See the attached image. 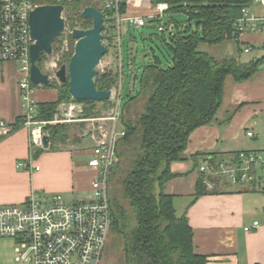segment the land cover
Listing matches in <instances>:
<instances>
[{"label":"trees","instance_id":"trees-1","mask_svg":"<svg viewBox=\"0 0 264 264\" xmlns=\"http://www.w3.org/2000/svg\"><path fill=\"white\" fill-rule=\"evenodd\" d=\"M171 12H185L189 24L174 22L175 31L162 38L166 55L165 64L159 56L153 62L145 64L136 79L140 88L136 94H128L123 104L140 97L144 92L148 99L141 115L136 121L122 118L125 134L124 141L140 133V155L133 169L125 178V194L131 211H127L119 198L110 197L113 215L110 233L122 240L123 264H205L207 255L199 254L194 248L193 227L186 215L179 216L174 206V196L165 193L164 185L177 174L170 167L171 162L185 156V148L190 134L199 126L212 124L220 111L227 77L240 82L250 79L262 68L264 57L244 62L234 57L217 59L213 55L199 50L202 41L211 44L223 43L226 39L238 40L234 36L237 18L245 7H251L255 0H170ZM93 5L90 1H76L66 4L67 23L75 27H91V19L84 18L80 11ZM125 8L122 9V11ZM105 22L106 19H105ZM192 22H195L194 26ZM167 28L168 24L166 25ZM112 30L109 28V31ZM107 27L103 40L107 39ZM63 34V33H62ZM59 35L54 44L62 40ZM72 50L67 60L74 52ZM46 54H42L38 65H42ZM65 62V61H62ZM118 73L112 69L99 73L97 86L111 90L117 84ZM33 86H38L33 84ZM57 89L55 101L39 102V119L52 120L59 104L73 100L68 82L59 84L50 82L45 85ZM100 102L84 100L86 115H96ZM22 118H17L15 127ZM70 125L61 122L49 123L45 131L50 137V150L61 149L70 143L79 142L70 139ZM44 148L37 149L40 154ZM199 155V154H198ZM216 155V156H215ZM211 161L218 159L215 153ZM114 171V168H113ZM200 176L197 196L205 189Z\"/></svg>","mask_w":264,"mask_h":264},{"label":"built area","instance_id":"built-area-1","mask_svg":"<svg viewBox=\"0 0 264 264\" xmlns=\"http://www.w3.org/2000/svg\"><path fill=\"white\" fill-rule=\"evenodd\" d=\"M50 1L0 0V63L20 62L22 71L25 72L19 81L22 110L19 125L29 130L32 154L28 160L19 162L18 166L27 171L39 169L33 164V152L44 148L43 137L47 134V124L85 121L86 136L90 135L94 141L88 165L97 171V175L91 183V195L87 200H75L71 203L60 193L41 194L32 191L23 203L1 205L0 238L13 239L16 244L14 258L17 264H101L113 220L108 180L119 160L116 124L120 113L116 110L109 117L112 121L109 129L102 123L97 126L94 122L104 118L94 117L87 122L83 103L73 99L60 104L52 120L39 119L36 86H33L30 78V50L34 42L30 29V13L37 6L56 4L64 6L63 15L66 16L67 3L90 1L92 6L95 5L104 13L107 32L110 28L121 33L123 20H128L136 27L146 26L152 20L162 21L170 12L172 4L170 0ZM255 3L264 7V0H255ZM123 8L125 10L122 11ZM137 8L145 11L138 12ZM166 29L165 24L159 26L162 32ZM252 31L264 32V14H258L252 7H245L242 16L237 18L233 34L241 36L244 32ZM118 39L120 40L119 37ZM243 50L250 52L252 47L247 45ZM262 67L264 68V61ZM118 94L120 96V91ZM15 124L16 122L0 119V139L9 134ZM245 133L251 138L256 137L253 130L248 129ZM124 134L123 129L120 136ZM200 171L203 173V183L209 190L215 188L214 178L223 177L233 184H249L256 190L264 191V148L242 149L233 156L214 163L204 161ZM259 226L260 221L255 220L253 224L245 225L244 230L251 231Z\"/></svg>","mask_w":264,"mask_h":264},{"label":"crops","instance_id":"crops-1","mask_svg":"<svg viewBox=\"0 0 264 264\" xmlns=\"http://www.w3.org/2000/svg\"><path fill=\"white\" fill-rule=\"evenodd\" d=\"M251 7L258 14H264V7L257 3ZM239 41L241 54H255L248 61L264 56V32H244ZM247 45L252 51L243 50ZM237 59L243 61L240 57ZM19 81L14 91L9 90L0 73V119L11 123L22 117ZM224 93L222 106L228 102L231 113L218 117L219 111L212 124L199 126L190 134L185 156L171 162L170 167L177 175L165 183L164 191L174 196L177 214L188 217L193 227L195 251L208 257L205 264H264V191L249 184H233L220 177L214 178L213 190L203 183L205 189L197 196L203 174L200 166L204 161H211L215 153L222 160L242 149L264 148V68L240 82L227 77ZM35 96L39 102L55 101L57 89L40 85L36 87ZM248 129L254 131L255 138L246 135ZM83 145L79 141L69 148H44L33 156V164L39 169L27 171L18 164L32 154L29 130L21 125L14 126L0 139V206L23 203L32 191L60 193L67 201L87 200L97 171L88 165L92 146L84 148ZM82 153L91 156L81 162L78 156ZM86 173L91 176L88 188L81 183ZM255 220L260 221L258 229L244 230L245 225Z\"/></svg>","mask_w":264,"mask_h":264},{"label":"rangeland","instance_id":"rangeland-1","mask_svg":"<svg viewBox=\"0 0 264 264\" xmlns=\"http://www.w3.org/2000/svg\"><path fill=\"white\" fill-rule=\"evenodd\" d=\"M41 1L44 3L51 2L50 0ZM136 11L144 12L145 10L137 8ZM64 17L66 26L69 29H72L67 23V13ZM188 18V14L183 11H180V13H172L170 11L166 14L162 21L152 20V22L148 23L146 26L136 27L128 20H123L121 23V33H119L118 30H110L107 39L104 40V43L108 48V53L105 54L102 61L97 65V69H99L100 73L111 69L115 73H118L117 84L111 88L113 91L112 98L106 105L98 103L97 108H99L100 113L96 115H86L85 104L83 103L82 105L84 117L87 118V122L89 120L92 121V118L94 117H101L104 119H98V121H95L94 123H97V126L99 123H102L108 129L111 127L112 123L109 117H111L116 110L120 113L116 124V136H119L117 142V154H119V160L114 165V171L108 180L109 197L113 199L116 197L119 198L129 212L131 211V208L129 207L127 198L124 197V180L133 169L135 160L141 154V139L140 133L133 135L130 140L127 141L121 139L123 136L120 135L124 129L122 118L125 117L126 119H131L133 122L136 121L141 115L145 103L147 102V93H142L139 98L128 103L123 110L121 108L124 106L123 104L126 100L129 99L128 94H136L137 90L140 88L136 75L141 73L143 70L142 67L149 62H153L155 56H159L162 59L163 64H165L168 52L165 51L160 35L164 33L166 37H169V35L175 31V24L173 23L178 22L182 23L183 26H186L189 24ZM161 24H168V26H170L165 32H162L159 30V26ZM192 24L194 26L196 25L195 22H192ZM62 35V40L57 45L54 44L53 53L51 55H46V58L43 60L41 65L42 71H45L50 75L51 82L56 81L58 84L60 81L56 76V70L62 64H68L69 60L67 59L72 50L73 44L69 39V35H71L70 33H63ZM119 41L121 45H119ZM63 47L66 48L64 49ZM198 48L199 50L207 52L220 60L224 59V57H240L243 61H248L253 57V55H255L245 52H242L241 54L240 50H238V40L235 38L226 39L223 43L219 44H209L202 41ZM0 73L4 75V86L12 91L16 89L18 81L25 75V72L22 71V64L20 62H4V64L0 66ZM230 82L231 80L228 81L227 89L229 88ZM119 91L120 96L118 94ZM118 101H120L119 110ZM18 103L16 102L17 109L19 107ZM227 104L229 103L225 102L224 106L221 107L222 109L220 110L218 117H225L227 114L231 113V108H229ZM66 124L71 127L69 132L70 139L78 138L79 141L84 143V148L93 146L94 141H92L91 136H86L85 121H71ZM262 142L264 145V137L262 138ZM70 144L64 146V148H69ZM90 156V154L88 155L87 153H82L78 156V159L81 162H85L90 158ZM81 176L82 175H80V177ZM90 179L91 176L89 173H86V176L81 177V183L85 185V188H88ZM72 201L75 200L68 199V202L72 203ZM107 240L101 264H123L124 254L122 253V240H120L119 237L112 232L109 234ZM15 245L16 244L11 238H0V264H17L14 258Z\"/></svg>","mask_w":264,"mask_h":264},{"label":"water","instance_id":"water-1","mask_svg":"<svg viewBox=\"0 0 264 264\" xmlns=\"http://www.w3.org/2000/svg\"><path fill=\"white\" fill-rule=\"evenodd\" d=\"M64 6L46 4L37 6L31 11L30 29L34 40L31 45L30 78L35 85H47L51 77L38 65L42 54L51 55L55 40L62 33H70L75 39L74 52L68 64H62L56 70L60 82L69 84V91L75 100H94L105 102L112 98V89H100L96 80L100 71L97 65L102 61L108 48L104 43V13L95 5L84 7L80 13L91 19V27L69 29L64 18ZM44 148L51 145L50 137H43Z\"/></svg>","mask_w":264,"mask_h":264}]
</instances>
